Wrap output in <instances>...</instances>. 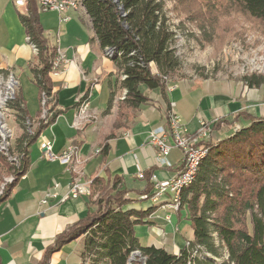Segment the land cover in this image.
Here are the masks:
<instances>
[{"label":"trees","instance_id":"obj_1","mask_svg":"<svg viewBox=\"0 0 264 264\" xmlns=\"http://www.w3.org/2000/svg\"><path fill=\"white\" fill-rule=\"evenodd\" d=\"M226 1L253 20L264 22V0ZM80 3L105 56L121 71L123 98L116 105L114 129L99 151L105 158L109 152L108 139L127 129L136 110L150 101L142 87L158 91L166 101L167 89L175 82L172 78L180 72L173 46L176 33L169 24L163 0H82ZM27 5L28 14H20L19 18L29 43L37 49L36 62L31 64L29 73L38 88L40 109L31 118L19 91L8 104L16 128L21 132L10 150L15 160L0 154V170L12 178L0 194V203L28 171L32 145L61 113L56 108L57 91L50 74L56 49L44 35L35 1L28 0ZM242 80L249 88L264 85L262 76L251 75ZM115 95L116 91L111 88L105 113L114 106ZM88 96L89 89L80 97V103L86 102ZM47 106L49 114L43 118L42 110ZM240 120L247 125L223 138L202 140L194 145L205 148L207 154L199 163L193 182L181 189L177 213L187 210L192 240L178 253L139 243L135 227L148 224L145 220L157 207L124 209L140 200L129 197L132 191L124 187L122 178L109 179V175L106 181L99 177L92 180L91 195L87 198L93 212L67 232L57 235L51 251L84 236L81 264H264V118L240 112L231 118L217 119L213 130ZM35 123L36 128L32 130ZM153 169L143 172V188L133 191L142 199H149L154 188ZM177 170L180 174L183 165ZM134 253L137 257L131 259ZM46 260L47 257L41 264Z\"/></svg>","mask_w":264,"mask_h":264},{"label":"crops","instance_id":"obj_2","mask_svg":"<svg viewBox=\"0 0 264 264\" xmlns=\"http://www.w3.org/2000/svg\"><path fill=\"white\" fill-rule=\"evenodd\" d=\"M16 1L0 0V81L10 74L17 79V91L25 101L27 114L34 118L40 102L29 68L36 62V54L19 18L20 14H28L29 6L28 0H23L25 4L20 7L15 5ZM36 9L45 37L64 57L60 74L53 77L56 108L61 113L32 145L28 171L0 203V264H41L45 257V264H81L84 236L51 251L57 235L67 232L94 210L88 207L87 196L61 201L69 183L77 176L81 182H92L97 177L106 181L108 175L109 179L122 178L124 187L132 191L129 197L140 200L124 209L146 210L159 206L145 220L148 224L135 227V235L142 246L154 245L178 253L192 240L185 237L187 227L191 229L187 210L172 212L167 195L154 202L133 193L143 188L144 182L139 177L143 172L154 168L152 176L164 181L178 176L177 168L182 163V151L172 148L167 165H156L157 152L148 141L151 131L166 124L169 112L180 117L189 134L197 130L200 122L213 127L217 119L231 118L240 112L264 118V85L249 88L243 81L224 85L176 81L168 87L166 101L158 91L142 87L150 101L136 110L127 129L108 139L109 152L103 158L99 151L114 129L117 102L114 101L109 112L105 110L111 88L118 89L115 99L124 94L120 88L121 71L105 56L83 7L64 14L69 17L66 22L61 21L63 15L56 11H40L37 4ZM87 89L89 96L84 104L88 117L77 122L76 100ZM244 125L247 122L240 120L213 130L208 140L220 139ZM46 142L57 156L72 149L71 160L61 163L43 158L41 145ZM55 184L58 187L53 191L57 197L48 199L47 206L42 207L44 194ZM167 214L171 215L168 222L164 220Z\"/></svg>","mask_w":264,"mask_h":264},{"label":"rangeland","instance_id":"obj_3","mask_svg":"<svg viewBox=\"0 0 264 264\" xmlns=\"http://www.w3.org/2000/svg\"><path fill=\"white\" fill-rule=\"evenodd\" d=\"M163 3L169 24L176 33L173 46L180 62V72L172 78L175 82L206 81L224 85L242 83L244 77L251 75L264 77V22L253 20L226 0H163ZM120 100L119 97L115 99L116 102ZM80 104L76 103L78 109ZM48 108L44 109L47 115ZM87 117L84 110L79 112L76 121H85ZM2 120L14 143L21 131L16 128L11 111L0 118ZM206 124L210 126L212 134L213 127ZM35 128L36 123L32 130ZM11 179L4 172L0 173V194ZM149 196L152 200V192ZM177 210L172 212L176 213ZM185 237L192 238V229L189 227L185 230ZM136 257L137 254H133L131 259Z\"/></svg>","mask_w":264,"mask_h":264},{"label":"built area","instance_id":"obj_4","mask_svg":"<svg viewBox=\"0 0 264 264\" xmlns=\"http://www.w3.org/2000/svg\"><path fill=\"white\" fill-rule=\"evenodd\" d=\"M39 7L40 11H56L62 14V22L69 20V17L64 16L67 12L77 11L82 8V0H34ZM23 0H17L15 2L16 6H23ZM29 41V38H28ZM57 43V42H56ZM33 51L37 53V49L34 45H31ZM63 55L56 49V55L54 56L51 67L50 74L52 77H57L60 74V64L63 61ZM18 88L17 79L13 75H9L4 81H0V118L9 115L10 110L8 109L9 102L14 98ZM120 98L122 99L123 96ZM79 98L76 103H80ZM45 100H43V103ZM85 110V104L81 102L79 106V112ZM45 110H42V117H46ZM211 135L210 126L205 122H200L197 130L194 133L188 132L187 128L183 125L180 117L174 112H169L166 118V124L157 129L151 131L149 135V143L152 144L157 152L156 154V165L165 166L167 165V157L172 148H179L183 152L182 165L183 170L178 176L172 179L164 181H157L153 176L152 181L154 182L152 200L154 202L159 201L161 196L167 195L170 199L169 209L175 211L180 206L181 189L193 182L199 163L206 156L207 151L201 147H194L195 144L202 140H208ZM12 136L6 123L0 121V154L8 157L9 160L14 161L15 158L11 156L10 150L13 147ZM43 149V158L48 161L58 160L61 163H67L70 157V152L65 151L61 156L55 155L51 151V145L49 143H43L41 145ZM139 177H142L140 175ZM12 180V179H11ZM91 182H81L78 177L71 180L68 185L65 195L62 197L61 201L67 199H77L79 197H85L91 195ZM58 187L57 184L53 185L51 190L47 191L44 198L41 200V205L47 206L48 199H55L57 194L53 191ZM171 216L167 214L165 220L170 221ZM137 254V253H134Z\"/></svg>","mask_w":264,"mask_h":264}]
</instances>
